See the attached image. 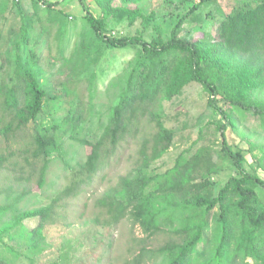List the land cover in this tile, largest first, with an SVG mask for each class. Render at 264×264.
Masks as SVG:
<instances>
[{"label":"trees","instance_id":"trees-1","mask_svg":"<svg viewBox=\"0 0 264 264\" xmlns=\"http://www.w3.org/2000/svg\"><path fill=\"white\" fill-rule=\"evenodd\" d=\"M32 1L51 11L59 4ZM94 1L100 9L99 16L91 11L86 0H80L84 20L95 41L107 48L138 50L111 83L117 91L98 138L92 141L75 135L93 115L92 108L85 110L81 103L62 125L33 137L29 148L34 163L59 159L72 178L44 206L19 210L17 206L23 196L9 194L3 199L0 264H16L23 259L29 264L69 263V253L52 244L48 235V227L59 219L60 204L76 197L89 185L121 143L128 138L138 139L144 122L154 125L157 131L139 140L134 167L97 201V206L107 215L102 223L104 227L128 220L133 228L138 227L145 234L130 264H264V179L260 176V171H264V145L250 144L253 162L249 164L242 150L234 149L229 137L231 129L237 127L230 109L253 115L264 126V0L239 2L220 23L218 38L212 42L182 38L180 30L188 18L216 0L197 3L185 0L188 12L177 19L169 39L154 24L157 14L142 4L145 0ZM12 6L22 20L26 19L21 1L15 0H0V16ZM121 11L128 26L140 24L141 30L136 35L109 31L111 19ZM29 28L24 21L12 55L0 52L3 57L0 70L5 64L14 65L13 75H7L10 82L0 83V132L7 139L36 120L47 100V91L39 81L40 57L33 53L26 58L22 56V47L28 44ZM151 28L156 35L149 40L146 33ZM8 43L9 40L1 48ZM93 50V44H83L72 63L75 68ZM194 85L207 95V107L220 117L219 122L209 123L216 127L220 156L231 163L234 171L220 188L215 176L223 167L216 162L211 147L201 146L202 138L174 159L169 158L176 134L163 117L161 103L175 100ZM67 133L88 151L86 160L76 167L67 159L64 142ZM42 175L40 187L45 185ZM214 227L211 258L202 262L198 247L206 242L208 231ZM95 232L100 234L98 229ZM159 234L171 236L158 248H152L149 241ZM79 247L85 248V244ZM99 248H104V243L94 239L85 254L94 255ZM79 264L89 262L85 259Z\"/></svg>","mask_w":264,"mask_h":264},{"label":"rangeland","instance_id":"rangeland-1","mask_svg":"<svg viewBox=\"0 0 264 264\" xmlns=\"http://www.w3.org/2000/svg\"><path fill=\"white\" fill-rule=\"evenodd\" d=\"M47 1L59 4L51 11L40 3L35 5L32 0H22L21 7L26 19L22 20L13 6L3 17L0 16V52L10 55L13 54L14 44L20 39L23 22L29 24L28 44L22 47V56L26 58L33 53L40 57L39 81L47 91L43 111L36 120L23 130L11 134L10 139L0 132V204L9 194L21 195L23 200L17 206L19 210L49 204L72 178L71 172L59 159H53L49 163H34L29 148L33 137L62 125L73 108L81 103L85 110L92 108L93 115L91 120L75 131V135L92 141L98 138L102 132L101 125L108 121L114 93L117 91L111 83L126 69L138 50L136 47L107 48L95 41L92 30L84 20L80 0ZM86 1L95 15H101L94 0ZM199 1L194 0L196 3ZM241 1L216 0L203 6L186 20L180 36L190 40L214 41L218 38L220 23ZM142 4L156 12L154 24L160 27L165 39H169L177 19L183 17L189 9L185 0H145ZM123 16L124 12L121 11L116 14L115 19H111L109 31L114 34L136 35L141 30L140 24L130 27ZM155 35L156 31L151 28L146 33V38L151 40ZM7 40L9 43L1 48ZM83 44H93L94 50L85 62L75 68L72 63L77 60ZM2 58L0 54V66ZM13 66L5 64L4 69L0 70V83L3 80L10 82L7 75H13ZM207 98L202 89L194 85L188 87L180 97L170 102L162 101L161 105L165 111L164 119L176 134L170 160L202 138L201 146L211 147L216 162L223 167L222 172L215 176L220 188L233 176L234 171L231 163L220 156L217 130L215 125L209 123L219 122L220 117L207 107ZM230 112L237 122V127L229 133L230 143L235 150H242L250 164L253 162L250 144L256 147L264 145V126L253 115L233 112L231 109ZM142 128L138 139L128 138L121 143L115 155L94 175L89 185L76 197L60 204L59 219L55 225L48 227V235L52 244L65 248L69 253V263L79 264L86 259L89 264H130L140 250L141 242L146 238L142 230L133 228L128 220L110 228L104 227L102 223L107 220V215L97 206V201L134 167L140 147L139 140L157 131L154 125L146 122ZM64 142L67 159L73 167L86 160L87 148L70 138V133L65 135ZM255 153L260 156L259 150ZM40 174H43L44 187L39 185ZM260 176L264 179V171H260ZM94 220L96 223H93ZM97 229L100 234L95 232ZM214 229L215 227L208 231L206 242L198 247L197 254L202 262L211 258L215 243ZM170 236L159 234L150 239L149 244L152 248H158ZM94 239L104 243V248L87 256L85 252L93 245ZM82 243L85 248L79 247ZM16 264L29 262L23 259ZM40 264L51 263L47 261Z\"/></svg>","mask_w":264,"mask_h":264},{"label":"built area","instance_id":"built-area-1","mask_svg":"<svg viewBox=\"0 0 264 264\" xmlns=\"http://www.w3.org/2000/svg\"><path fill=\"white\" fill-rule=\"evenodd\" d=\"M15 1H17V2H18V1H22V0H15Z\"/></svg>","mask_w":264,"mask_h":264}]
</instances>
